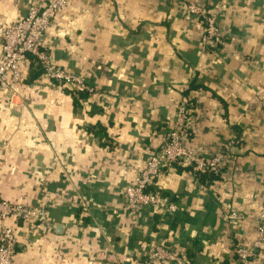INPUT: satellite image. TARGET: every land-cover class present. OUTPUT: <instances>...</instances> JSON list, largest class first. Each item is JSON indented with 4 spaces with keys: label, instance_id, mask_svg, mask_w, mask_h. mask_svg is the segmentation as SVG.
Returning <instances> with one entry per match:
<instances>
[{
    "label": "crops",
    "instance_id": "crops-1",
    "mask_svg": "<svg viewBox=\"0 0 264 264\" xmlns=\"http://www.w3.org/2000/svg\"><path fill=\"white\" fill-rule=\"evenodd\" d=\"M29 2L0 0V27ZM189 2L217 11L223 48L202 45ZM40 50L94 92L53 85L28 55L13 103L0 93L1 197L46 209L9 219L12 264H138L153 246L181 264H236L264 212V0H68ZM182 102L189 149L228 147L220 175L206 186L183 162L166 167L150 188L178 210L124 212L125 187L160 154ZM230 212L245 220L228 223ZM253 255L264 264V248Z\"/></svg>",
    "mask_w": 264,
    "mask_h": 264
},
{
    "label": "built area",
    "instance_id": "built-area-1",
    "mask_svg": "<svg viewBox=\"0 0 264 264\" xmlns=\"http://www.w3.org/2000/svg\"><path fill=\"white\" fill-rule=\"evenodd\" d=\"M68 0H30L26 15L10 26L0 27V93L6 94L10 103L17 96V83L21 79L22 65L33 56L41 75L59 88L74 87L79 93H92L93 87L80 75L56 66L48 55L40 50L44 34L53 19L61 14ZM186 11L201 18L203 25L202 45L220 50L225 45L226 35L218 22L217 11L189 2ZM188 135L187 103L182 102L162 141L160 154L150 155L144 168L138 173L135 183L124 189V212L136 213L144 209H158L163 213L174 214L177 205L164 196L160 189L150 188L165 167L185 163L191 172L192 183L198 184L200 174L218 176L221 173L225 152L228 147L205 157L194 153L185 144ZM44 207H31L8 201L0 193V264H12L14 258L15 230L8 224L9 219H43ZM228 223L236 225L245 216L230 212ZM258 239L251 245L239 243L234 248L236 264H260L253 261L255 249L264 248V212L259 215ZM153 261H166L181 264V258L163 246H153L144 254L138 264H151Z\"/></svg>",
    "mask_w": 264,
    "mask_h": 264
},
{
    "label": "trees",
    "instance_id": "trees-1",
    "mask_svg": "<svg viewBox=\"0 0 264 264\" xmlns=\"http://www.w3.org/2000/svg\"><path fill=\"white\" fill-rule=\"evenodd\" d=\"M167 167V166H166ZM165 167V168H166ZM219 176V175H218ZM218 176H212V175H207L206 173L200 174L199 181L208 186L210 185L211 181L217 180Z\"/></svg>",
    "mask_w": 264,
    "mask_h": 264
}]
</instances>
